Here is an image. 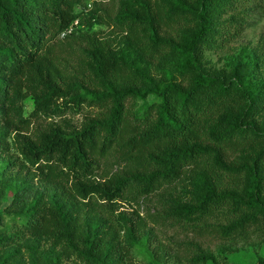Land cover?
Returning a JSON list of instances; mask_svg holds the SVG:
<instances>
[{
	"label": "trees",
	"instance_id": "trees-1",
	"mask_svg": "<svg viewBox=\"0 0 264 264\" xmlns=\"http://www.w3.org/2000/svg\"><path fill=\"white\" fill-rule=\"evenodd\" d=\"M248 1L121 0L113 24L127 36L116 50L90 33L111 26L95 2L0 0V264H25V252L40 264L43 243L54 253L49 264H123L116 232L98 219L82 228L81 206L168 190L163 218L243 240L264 233V55L243 49L222 70L204 59L243 31L244 22L222 16ZM81 46L93 65L68 63ZM133 98L141 103L134 121L126 113ZM83 107L99 112L76 127L65 116ZM55 118L63 119L48 121ZM40 121L48 122L32 131ZM109 161L117 172L97 180ZM35 178L41 192L28 184ZM13 179L24 184L11 192ZM218 212L232 215L228 225L207 224ZM121 221L134 243L142 228ZM198 255L193 261L215 259Z\"/></svg>",
	"mask_w": 264,
	"mask_h": 264
},
{
	"label": "rangeland",
	"instance_id": "rangeland-1",
	"mask_svg": "<svg viewBox=\"0 0 264 264\" xmlns=\"http://www.w3.org/2000/svg\"><path fill=\"white\" fill-rule=\"evenodd\" d=\"M97 3L101 8V14L110 22L109 25H96L90 33H97L98 37L109 41L111 46L119 50L123 47V41L127 33L117 24H113V20L119 12L121 0H90L89 3ZM223 19L229 22L231 19L244 22L243 31L237 36L230 37L225 41L221 48L206 50L204 53L205 65L209 70L227 69L228 64L235 59L241 50L258 52L264 55V0H251L244 6L238 8L231 13H224ZM248 24V25H246ZM76 30V29H75ZM86 31V29H83ZM238 31L234 23L230 29L231 34ZM231 36V35H230ZM148 45V44H147ZM81 47H77L68 56L67 61L72 66L84 63L92 64L93 61L86 55V52ZM152 66L154 76L159 79L160 74L155 70L156 61H149ZM65 66V65H64ZM73 68V67H71ZM70 69V68H69ZM141 103L136 99H130L126 104V113L131 120H135L134 114L138 111ZM25 116H29L34 109L32 98H26L22 103ZM99 110L88 109L83 107L79 114H70L65 116L76 127H80L83 122L91 117L97 116ZM63 118H55L48 120L54 123H59ZM47 121V122H48ZM46 121L34 123L31 130L45 126ZM12 137V135H11ZM11 140V138H10ZM11 157L18 158L15 150L12 149ZM2 157L0 166L4 163ZM228 164L234 162V157H228ZM113 165V166H112ZM122 169V167H120ZM118 168L112 161L102 162L100 169L96 171L97 180L105 178L109 173L117 172ZM17 168L13 171L15 173ZM16 186L24 184L22 180L13 179L7 187L11 190ZM29 185H34L40 192L45 186L35 178L29 181ZM179 195H181V187L174 185ZM171 191V190H168ZM168 191H161L149 198L134 201L131 199L118 200L116 204L108 206L104 201L97 199L88 200V205L81 206L79 216L80 226L87 229L86 221L94 222L96 219L102 220L106 226L112 228L117 234V242L123 249V264H256L258 260L264 258V233L258 232L246 240L238 237H228L213 229L201 230L188 226L185 223H178L171 218H163L164 212L161 196L168 197ZM49 195L55 190L48 188ZM12 194L4 200V205L9 203ZM122 217L130 218L136 226L142 229L135 233V242L130 243L126 235L125 224L121 221ZM232 215L225 213H216L210 217L207 224L211 225H228ZM198 249H201L207 254L212 255L214 261L196 262ZM51 245L43 243L41 251L36 255L40 264L50 263V258L54 257ZM25 264H30L29 253H24ZM60 264H81L74 260L61 261Z\"/></svg>",
	"mask_w": 264,
	"mask_h": 264
},
{
	"label": "built area",
	"instance_id": "built-area-1",
	"mask_svg": "<svg viewBox=\"0 0 264 264\" xmlns=\"http://www.w3.org/2000/svg\"><path fill=\"white\" fill-rule=\"evenodd\" d=\"M90 0H87V2H89ZM99 1V0H97ZM93 4V3H92ZM92 4L89 3L88 4V7L91 8L92 7ZM79 25V21H76L70 28H68L66 31H64L62 34H61V38H65L69 35H71L74 31H75V28Z\"/></svg>",
	"mask_w": 264,
	"mask_h": 264
}]
</instances>
